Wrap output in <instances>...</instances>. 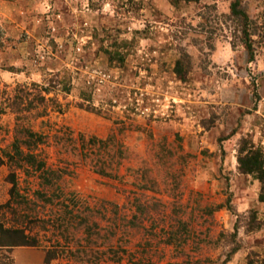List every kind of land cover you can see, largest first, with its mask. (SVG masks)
<instances>
[{
	"label": "rangeland",
	"instance_id": "obj_1",
	"mask_svg": "<svg viewBox=\"0 0 264 264\" xmlns=\"http://www.w3.org/2000/svg\"><path fill=\"white\" fill-rule=\"evenodd\" d=\"M232 1L0 0V149L29 126L48 136L33 153L60 175L45 202L38 172H16L36 204L20 213L42 264L49 249L50 264H264L261 184L238 168L243 142L264 156V0H240L257 28L252 60ZM109 136L123 157L106 177L88 140ZM9 172L0 167V206Z\"/></svg>",
	"mask_w": 264,
	"mask_h": 264
},
{
	"label": "trees",
	"instance_id": "obj_2",
	"mask_svg": "<svg viewBox=\"0 0 264 264\" xmlns=\"http://www.w3.org/2000/svg\"><path fill=\"white\" fill-rule=\"evenodd\" d=\"M173 6H176L179 2H198L199 0H168ZM227 18L235 27V32L240 34V41L242 42L250 60L254 57L253 48V37L258 36L257 28L255 23L249 18L245 10L243 9L240 0H233L229 6V14ZM262 30V38L264 42V25L260 26ZM180 61L176 63V71L178 75L181 73ZM30 94L28 91H20L18 100V108L23 104L24 100H29ZM34 100L44 101V97L38 96L37 98H32L30 102L33 103ZM29 107L31 106L30 103ZM35 107V106H34ZM16 113H22V109H19ZM25 118L20 115L18 120ZM23 121V120H22ZM18 122V121H17ZM21 123V122H20ZM69 135V134H67ZM54 140H57L58 144H64V142L72 141L69 135L68 140L62 141L63 137L53 136ZM48 140V136L41 133L35 132L29 126H23V124H18L14 130V137L11 143V148L9 151H4L0 149V167L2 165H7L10 172L7 177V182L10 183L11 187L9 189L8 201L0 206V250H11L18 247H37L38 239L35 235H31L26 227V219L29 217L26 213H20L24 211L28 206H36L33 200H28L27 197L22 196L17 190V170L24 168H31L38 172L39 178L41 180L40 190L36 191V197L45 202L51 201L50 197H56L55 193L48 195V191L55 186V179H59L60 175L55 172H51L45 166V162L37 157L34 150H36L40 145L44 144ZM71 143V142H70ZM91 146L96 147V157L94 158V165L92 166L95 172L101 176L111 177L112 171L109 172L112 166L109 162L117 160V158L123 157L122 150L118 148L115 149V141L113 136H109L106 140H98L91 138L88 140ZM244 144V145H243ZM107 148L106 158L103 156L104 149ZM105 157V158H103ZM105 159V160H103ZM108 161L107 165L106 162ZM108 166V167H107ZM238 168L242 174L253 175L256 180L261 184L262 194L260 195V200L264 201V156L260 149L255 148L252 144L242 143L238 151ZM22 207V209H20ZM25 207V208H24ZM33 209V208H32ZM31 209V210H32ZM11 214V220H8L6 214ZM34 221H39L37 218H33ZM31 221V222H30ZM33 221V222H34ZM32 223V220H28V223ZM51 223V222H50ZM57 227L62 228L63 234L66 235L65 240H68L69 231L66 222L63 219L57 218L55 220ZM79 229L82 234H89L88 220L80 216ZM62 234V235H63ZM92 234V233H91ZM67 248V247H66ZM68 249V248H67ZM57 250V249H55ZM49 249L46 254L44 264H50L51 260H54L58 253ZM78 252L88 254L85 249L77 250ZM72 252V251H70ZM248 264H254L251 260Z\"/></svg>",
	"mask_w": 264,
	"mask_h": 264
},
{
	"label": "crops",
	"instance_id": "obj_3",
	"mask_svg": "<svg viewBox=\"0 0 264 264\" xmlns=\"http://www.w3.org/2000/svg\"><path fill=\"white\" fill-rule=\"evenodd\" d=\"M31 248H25V247H19V248H15L13 251V255H14V264H42V257H38V259L34 258L31 254L30 251ZM27 253L28 256H27ZM24 256L25 258V263H22V258L20 256Z\"/></svg>",
	"mask_w": 264,
	"mask_h": 264
}]
</instances>
